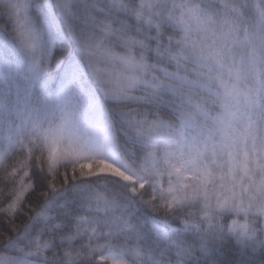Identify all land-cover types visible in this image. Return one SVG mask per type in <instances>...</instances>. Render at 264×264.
<instances>
[{
    "label": "snow or ice",
    "instance_id": "1",
    "mask_svg": "<svg viewBox=\"0 0 264 264\" xmlns=\"http://www.w3.org/2000/svg\"><path fill=\"white\" fill-rule=\"evenodd\" d=\"M0 264H264V0H0Z\"/></svg>",
    "mask_w": 264,
    "mask_h": 264
}]
</instances>
